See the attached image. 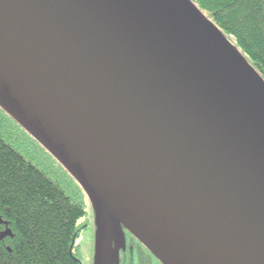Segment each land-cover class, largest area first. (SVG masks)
Wrapping results in <instances>:
<instances>
[{
	"label": "water",
	"instance_id": "95a60500",
	"mask_svg": "<svg viewBox=\"0 0 264 264\" xmlns=\"http://www.w3.org/2000/svg\"><path fill=\"white\" fill-rule=\"evenodd\" d=\"M0 108L83 189L93 264L123 227L163 264H264V82L189 0H0Z\"/></svg>",
	"mask_w": 264,
	"mask_h": 264
},
{
	"label": "trees",
	"instance_id": "16d2710c",
	"mask_svg": "<svg viewBox=\"0 0 264 264\" xmlns=\"http://www.w3.org/2000/svg\"><path fill=\"white\" fill-rule=\"evenodd\" d=\"M189 1L264 82V0ZM84 199L76 180L0 108V264H81L72 243ZM122 233L131 247L146 248Z\"/></svg>",
	"mask_w": 264,
	"mask_h": 264
},
{
	"label": "rangeland",
	"instance_id": "374dc122",
	"mask_svg": "<svg viewBox=\"0 0 264 264\" xmlns=\"http://www.w3.org/2000/svg\"><path fill=\"white\" fill-rule=\"evenodd\" d=\"M210 24V23H209ZM210 27L211 24L209 25ZM85 215L79 219L78 227L82 228L78 231V236L75 238V251L74 254L78 257L81 264H91L94 238H95V225H94V211L89 200L84 199Z\"/></svg>",
	"mask_w": 264,
	"mask_h": 264
},
{
	"label": "flooded vegetation",
	"instance_id": "af4514ba",
	"mask_svg": "<svg viewBox=\"0 0 264 264\" xmlns=\"http://www.w3.org/2000/svg\"><path fill=\"white\" fill-rule=\"evenodd\" d=\"M3 233H4V229L1 230V234ZM129 243L135 244L136 242L134 241L133 243L132 239L127 238L125 236V240L123 241L121 248L118 250L117 257L112 259L111 264H158L156 259L151 255L152 253H150L148 248L142 246L131 247V244ZM124 245L125 248H123ZM111 249L113 252V242L111 243ZM93 255H94V251H93ZM93 255H92L91 264H93Z\"/></svg>",
	"mask_w": 264,
	"mask_h": 264
},
{
	"label": "bare ground",
	"instance_id": "6f19581e",
	"mask_svg": "<svg viewBox=\"0 0 264 264\" xmlns=\"http://www.w3.org/2000/svg\"><path fill=\"white\" fill-rule=\"evenodd\" d=\"M208 28H209V30H212V27H210L209 24H208Z\"/></svg>",
	"mask_w": 264,
	"mask_h": 264
}]
</instances>
